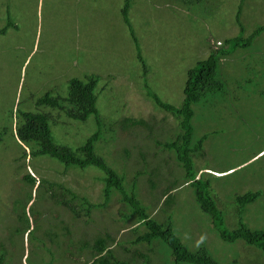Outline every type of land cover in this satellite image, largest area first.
I'll return each mask as SVG.
<instances>
[{
    "label": "rangeland",
    "instance_id": "obj_1",
    "mask_svg": "<svg viewBox=\"0 0 264 264\" xmlns=\"http://www.w3.org/2000/svg\"><path fill=\"white\" fill-rule=\"evenodd\" d=\"M241 1L208 0L188 10L176 0H130L134 41L123 20L126 0H0V29L10 24L0 35V129H8L0 142V243L11 255L9 264H72L67 256L61 263L50 259L57 260L63 252L57 253L55 238L46 237L45 232L52 227L40 215L53 206L71 231L70 238L61 239L59 244L109 232L117 242L122 241V246L114 247L121 261L140 250L153 264H163L148 247L131 245L135 237L131 228L136 224L120 221L125 206L119 194L104 209L94 210L89 221L83 216L75 221L66 207L53 204V190L48 197L47 187L24 180L29 172L38 179L59 182L93 203L103 202L99 169L91 166L85 171H65L59 161L47 156L21 158L25 157V146L13 129L20 112L52 113L56 119L51 121L54 141L73 149L81 146L98 130L94 116L86 123L78 122L76 131V122H65L63 114L38 107L37 101L47 93L66 98L71 79L85 80L90 75L99 79L95 93L104 125L96 153L125 175L128 187L136 183L140 199L158 219L166 216L160 211L165 201L163 191L178 179L180 187H176L172 203L177 235L190 247L198 242L215 258L226 260L224 255L234 246L217 237L209 217L194 200L193 188L181 186L184 171L174 154L159 146L176 135L177 123L148 100L144 90L147 84L163 102L180 107L188 70L207 59L212 48L221 47L218 42L239 34L236 16ZM242 5L241 21L247 36L264 24V0H245ZM139 53L148 67L146 75ZM220 71L229 78L223 79L228 82V95H209L204 105L195 106V139L209 135L204 156L194 160L195 168L199 176L208 174L214 197L215 188L223 191H219V204L231 223L235 221L236 196L261 191L260 199L246 208L243 217L252 229H264V152L259 154L264 149V33L252 48L222 58ZM129 117L143 119L147 126L125 129L123 121ZM230 169L225 176H218ZM20 216L23 223H18ZM26 225L29 231L16 232L17 227ZM123 247L131 251L126 253ZM239 252L243 255L239 264H264L259 258L253 263V256L246 255L250 250L240 247ZM133 258V263L142 264L141 258ZM82 260L83 264L92 262L90 255Z\"/></svg>",
    "mask_w": 264,
    "mask_h": 264
},
{
    "label": "trees",
    "instance_id": "obj_2",
    "mask_svg": "<svg viewBox=\"0 0 264 264\" xmlns=\"http://www.w3.org/2000/svg\"><path fill=\"white\" fill-rule=\"evenodd\" d=\"M176 1L182 5L181 7L192 10V6L208 0ZM244 1H241L236 16V23L240 30L239 34L223 41V43L218 42V46L221 47L212 48L211 54L207 59L199 61L194 68L188 70L187 81L183 91L184 99L180 107L163 102L149 89L147 84L144 90L146 98L152 101L158 109L171 114L177 123L178 132L176 135L174 133L173 137H169L171 140H167L159 146L161 150L174 154L175 160L184 171V182L181 186L185 185L193 188L194 200L198 208L209 217L210 225L213 227V231L217 237L222 242L234 246L230 248L227 255H224L226 256V260H223V256H219L221 257L219 259L215 258L205 245H201L198 242V245L194 248L190 247L177 235L174 228L176 222L174 221L172 203L175 198L174 191L176 187H180L178 179L163 191L165 197L164 206L166 207L164 208L163 206L160 211L165 213L166 216L164 219H158L152 214L150 207L145 205L140 199L136 183L133 181L131 186L128 187L125 175L118 173L107 164L103 157L96 153L95 145L100 139V127L104 125H102L103 121L97 109V95L95 92L99 79L95 75H90L85 80L79 78L71 79L68 97L66 98L47 93L37 101L38 107H50L54 111L63 114L61 119H66L65 122L68 121L72 124L76 122V126H78L76 131H79L78 129L80 128L78 122L86 123L91 116H94L98 130L89 136L78 148L73 149L66 145L57 144L54 141L51 121L55 120L56 122V119L53 118L52 113L20 112L17 122L15 120L13 129H15L16 134L14 136H17L18 141L25 146L23 154L25 157L21 158L32 160L34 157L47 156L59 161L65 171L69 169L85 171L91 166L99 169L103 174L100 178L103 183V202L93 203L87 197L78 195L71 188L59 182L51 181L47 178L38 179L33 177L29 172L25 175L24 180L32 186L37 182L39 187H47L46 192L48 197L51 190H53L54 193H51L50 196L54 200L53 204L66 207L72 213L71 218L75 221L82 216L86 217L87 221H89L94 210L104 209L111 202L114 195L119 194L120 201L125 206V210L120 211V221L124 225L132 221L134 222L133 224H136V226L131 228L135 236L130 241L131 245L148 247V251L159 255L163 264H239V258L243 256L239 252L240 247L250 250L251 254L246 255L253 256V263L258 258L260 261L264 259V229H252L243 217L246 208L256 203L262 196V192L249 191L243 195H237L233 208L235 221L231 223L228 214L226 215V209L219 204V191L221 189L214 187L215 197L212 195L211 180L205 176L208 174L202 172L201 176H199V171L198 169L196 170L194 161L196 157L204 156V143L209 137L208 134H203L195 139V126L193 124L196 114L195 106L204 105L208 101L209 95L210 97H214L218 93H222L223 95H228L229 93L228 82L223 80L228 77L224 76L222 71H220V60L230 56L231 53L239 49L248 50L252 48L255 39L264 33L263 24L259 25L249 35H245L246 29L241 21L242 4ZM129 3L130 0H126V5L122 10L123 20L132 33L134 41H137L129 18ZM9 27L10 24L0 29V35L5 34ZM226 46L227 49H224ZM138 58L146 75L148 67L141 53L138 54ZM123 123L125 129L126 126H147L145 120L132 117L125 118ZM7 132V128L0 129V142L3 140V135ZM263 152L264 149L259 154ZM231 170L233 169L220 172L218 174L221 175L218 176L226 175ZM209 175L217 177L216 174L211 173ZM58 191H60V196L58 195ZM48 202H50L49 198ZM56 208L55 206L47 207V210L44 209L40 213L41 218L44 221L50 222V227H52L51 230L45 232L46 237L50 238L52 236V239L55 238L57 253L63 251L58 255L59 257H56L57 260L54 257L50 258L51 260L61 263L65 261L64 258L67 256L72 264H83L82 258L90 255L92 259L91 264H135L133 263V256H137L143 260L142 264H153L152 258L140 250H136L133 256L126 259L127 261L118 259L114 247L116 245L122 246V241L117 242V237L109 232L96 233L90 239L85 237L77 238L76 243L69 240L68 243L63 242L59 244L61 239L70 238L69 234L71 231L69 225L61 220V215L54 212ZM1 209L3 210V207ZM17 219L18 223L20 220L23 223L24 219L22 216ZM19 226L21 225L19 224ZM30 227L31 225L28 226V228ZM26 228L27 225L19 229L17 227L16 232L17 230L22 231ZM25 231H29V229ZM13 234L15 233H10V235ZM64 244L67 245V248H64ZM11 245L13 246V244ZM76 245L79 248L78 253L75 252ZM0 247V264H9L10 261L8 260L11 255H8L9 252L4 250V243H0ZM123 249L126 253L131 251L129 248L123 247ZM234 251L238 253L232 255ZM76 257L79 260H76Z\"/></svg>",
    "mask_w": 264,
    "mask_h": 264
}]
</instances>
